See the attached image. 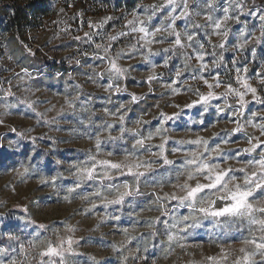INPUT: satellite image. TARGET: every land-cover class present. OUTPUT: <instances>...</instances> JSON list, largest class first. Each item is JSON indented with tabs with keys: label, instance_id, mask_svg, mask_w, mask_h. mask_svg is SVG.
<instances>
[{
	"label": "clouds",
	"instance_id": "1",
	"mask_svg": "<svg viewBox=\"0 0 264 264\" xmlns=\"http://www.w3.org/2000/svg\"><path fill=\"white\" fill-rule=\"evenodd\" d=\"M62 2L63 0H54V6ZM256 2L257 0H228L223 19H217L215 12L218 0H207V3L204 4L201 3V0H153L152 3H145V0H141L145 13L138 14L136 9L125 13L126 30L114 29L111 33L93 31L92 29L96 28L103 29L108 19H116L115 16H105L98 22L90 21L89 30L84 32L83 36H73L69 31L71 27L69 20L72 17L66 15L60 20L62 27L59 32L47 37V46H53L62 38L80 41V47L66 48V54L61 58L68 66L75 65L79 69L78 71H69L67 75L63 71L52 70L50 72L47 66L36 67L38 62L35 59V51L28 48L26 44L23 46V53L14 44L3 45L4 55L0 56V148H3L9 156L4 167L12 165V170L10 172L0 171V183L6 184L9 192L19 195L22 191H28L33 198L39 191V185L43 184L46 185L51 196L49 200L41 203L34 212H29L25 207L24 210L28 212V215L24 218L26 222L20 225L21 230L28 232L33 225L38 227L34 234L30 233L31 238L27 240L22 241L19 236L10 235L8 243L0 245V264H101L105 258L104 253L115 255L118 251L121 253L118 257L121 264H136V262L144 264L143 253L152 247V239L158 235L155 231V222L159 220V216L170 217L172 223L165 222L164 226L165 229L173 231H168L166 240L161 241L162 244H166L163 255L151 259L149 264H162V262L163 264H181L182 261L184 264H210L208 257L220 258L225 253H227V257L223 264H236V261L243 255L240 251L241 248H246L252 254V264H258V261L264 262V251H258L251 244L244 243V241L256 239L257 236L259 239L264 237V231H262L264 224L259 223L264 221V211H262L264 210V196L251 201L248 198L246 205L237 211L221 215L212 214L233 203L230 194L238 190L237 186L241 191H251L250 197H252L258 190L254 188V184L264 182V168H261L258 162L256 165L249 162L237 166L230 163L228 156H224V166L211 162L213 157H219L232 148V145L227 142L212 148L209 147V140L213 136H218L220 131H225L227 125L221 127L218 124H212L208 129L211 135L205 138L200 133H192L188 130L178 132L174 128L165 127L166 122L171 119L166 114L169 119H165L163 116L159 127L146 135L141 132L143 125L148 122L143 116L132 121L131 126L126 120L128 112L132 111V105L143 100L146 96L144 92H131L126 87V81L129 78H139L147 79L150 82L147 86L148 92L153 91L157 85L162 93L171 92L170 97L162 98L157 102V108L162 102L170 100L172 101L171 107L179 108V111L173 113L178 118L184 107L192 108L196 103L201 104L202 112L188 113L183 120L179 121V127L187 129L188 125L203 123V114L208 113L212 107L220 112L239 104V109L234 110L238 121L227 130L233 132L239 127L245 132L250 129L254 139L264 136V131H262L264 122L253 123L256 115L264 116V111L253 113L247 121L239 119L243 116L245 106L250 102L246 99L247 91L238 80V77H243L241 69L237 68L236 73L237 82L243 90L232 88L224 83L222 90L216 91L221 89L224 80L219 75L211 77L213 87H208V90H201L197 87L201 81L203 83L205 81L203 72H212L221 66L227 68L225 53L235 54L236 60L232 62L235 67V64L244 58L248 47L261 43V37H264V14L258 16L259 25L252 32L251 39L244 38L245 32L248 31L246 25L238 36V43L226 47L231 32L229 22H239V16L248 14L250 6L255 5ZM167 6H171V10L164 21L155 30L150 31L151 21L155 14ZM148 9L152 10L151 14L148 13ZM177 9H180L178 14H176ZM59 11L63 12L64 9L61 7ZM230 13L237 15L232 16ZM177 20H185V26L177 29ZM218 20L223 21L222 31L219 34L215 27ZM140 28H143L147 35L135 30ZM192 29H200L209 38H217L216 43L211 45L213 48L210 53L213 57L211 63L204 62L205 55L209 53ZM177 33L182 41L180 45L175 42ZM95 37H99L100 42H97ZM121 37H124L125 43L113 49V44L118 42ZM156 37H162V39L156 40ZM169 37H175V39L169 42ZM4 38L0 36V40ZM17 39L19 38L17 37ZM85 44L90 47L85 49L83 47ZM154 44L157 46L154 47ZM40 50L44 51L43 48ZM162 52H172L173 55L179 53L183 57V67L178 68L174 73L176 80H179L185 71L195 73L191 81L182 82L187 86V91L183 93L187 99L182 105L175 102L181 95V89L174 87L175 81L173 84H160L157 79L159 73L168 70L172 59L171 56H166L163 64H155L152 57L158 56ZM252 55L255 58L254 47ZM84 56L92 57L93 62H83ZM201 56L203 59H198ZM22 57L24 58L23 63L20 62ZM126 57H130V59H126ZM193 60L196 63H193ZM96 61H100V63H96ZM133 62L147 64L149 70L137 76ZM260 72L264 73V60L260 61ZM253 79L257 81L256 89L264 88V84L261 83L264 78L258 75ZM246 80L253 87L251 81ZM61 87L62 91H50L52 88L61 89ZM229 88L244 92L245 101L243 104H241L239 96L229 93ZM90 92L91 94H89ZM124 93H129L131 99L119 103V107L115 111L107 107V105L116 103L113 100L114 94ZM99 97H104L105 106L94 109L95 101ZM134 97L135 99H133ZM201 97L207 99H201ZM220 97L224 98L223 104L219 106L211 104L213 99ZM251 100L264 104V98L257 92L255 95H251ZM162 114H164L163 111L160 112L161 116ZM98 116L102 117L100 121L95 119ZM152 119H156V116H152ZM116 124H119L120 127L113 132ZM12 131H15V137H7V133ZM257 131L259 136L256 135ZM192 136H195V139H191ZM157 138L158 144L156 143ZM170 139H174L177 144V147L170 150L173 157L185 162L179 171L164 167L174 164V159L166 155V151H168L166 144ZM45 140L52 141L51 145L45 147L42 143ZM197 140L201 142L196 143ZM118 141L125 144L130 143L131 150L126 149L125 154L113 162L114 152L105 151L101 145L110 142L115 148L118 146ZM82 144H87L89 147H79ZM186 144L197 145V148L194 151H184L183 146ZM153 147H157L159 150L153 152ZM41 148L44 149L42 160L57 150H67L66 154L71 155L73 149L76 153L85 154L86 158L79 163L68 164L64 172H57L54 176L45 177L41 174L36 178L40 169L32 163L31 154ZM142 149L143 152H141ZM26 152L29 154L26 155ZM194 153L198 154L195 157V164L191 163ZM205 153L208 155L205 156ZM53 159L56 165L65 163L56 155H53ZM261 159H264V151L260 153L259 160ZM104 161L110 163H103ZM113 164L118 167H113ZM204 164L208 167L201 170L200 166ZM130 166L132 167L131 172L129 171ZM82 169H91V176L83 173ZM160 169L163 171H158ZM237 170L243 172L244 176L237 177L234 174ZM229 172L233 174L229 175ZM217 173L222 174V179L219 182H215ZM126 174L132 177L131 182L112 183L117 176ZM246 177L248 178L247 183ZM62 178L72 179L75 183L73 186L65 188L56 183ZM173 180L174 182H172ZM89 181L96 182L94 185H88L92 191L85 189L80 192L79 190L84 188ZM192 182H195L194 186ZM197 185L201 186L200 190L194 196H188V190ZM125 186H128L131 194L125 196L119 204L112 203L111 201L116 199L118 193L126 190ZM165 188L170 191H165ZM204 189H208V191L204 192ZM148 192L163 193V198L157 196L152 202L154 207L148 209V211L158 213L153 222L145 229L149 233L148 237L140 236L138 230H133V234L130 235L129 230L126 229L127 232L124 230V237L119 244H106L107 233L102 229V225L110 219H120L119 215L114 216L108 212L109 206L121 205V209L116 211L122 212L127 197L135 198ZM53 197L55 200L51 202ZM10 199V196L7 198L0 196V217L7 216ZM171 200H176L178 207H187L189 214L179 216L172 213V210L168 208V202ZM218 201L229 203L218 209L216 207ZM98 203L103 204L104 212L94 211ZM73 205H78L83 209L79 212L78 218L76 215H72L76 212ZM247 205H251V208ZM11 207L19 208L21 204L13 203ZM202 208L210 209V211L202 212ZM61 209L70 210L63 218V227L57 226L54 219L48 218L56 216ZM90 212L93 214L88 216L87 213ZM136 215L139 217L140 213H136ZM37 217L44 219H37ZM87 221H95V223L91 227H84ZM205 221L218 236L227 235L240 226L250 229L251 238L244 239L239 247L220 246L216 255H205L201 251L200 258L194 259L193 251L190 249H200L202 246L188 245L185 241L189 236L195 234L189 229L202 228ZM137 236L140 237L137 245L128 247L131 241L137 239ZM170 236L171 240H169ZM96 237L102 239L98 240ZM69 240L71 244L68 243ZM81 241H84L83 245ZM50 247H55L57 253L43 255ZM81 249H88V251L81 252ZM177 250H180L183 255L179 254ZM77 255H83L84 259H75L74 257Z\"/></svg>",
	"mask_w": 264,
	"mask_h": 264
},
{
	"label": "rangeland",
	"instance_id": "2",
	"mask_svg": "<svg viewBox=\"0 0 264 264\" xmlns=\"http://www.w3.org/2000/svg\"><path fill=\"white\" fill-rule=\"evenodd\" d=\"M15 0H0V22H4V18L8 17L9 14V6ZM23 4H27L28 2H34L36 6H43L46 8V11L43 13L45 17H38L36 22L29 26L26 29V34L23 38L19 40V42H15L12 39H9L4 42H0V56L4 55V47L3 45L7 44H14L16 48H19L23 53L24 49L23 46L26 44L28 48L35 51V59L38 62L36 67L40 68L42 66H47L49 71L52 70L56 71H63L65 75L69 71H78L79 69L76 68L75 65L68 66L61 58L66 54V48H78L80 47V41L78 40H64L63 38L57 41L53 46H47V37L51 36L55 32H59L62 25L60 24V20L64 18L66 15L72 17L69 20V24L71 25L69 31L72 32L73 36L80 35L83 36V33L89 30L90 21L98 22L101 18L107 16L112 17L115 16L116 19H108L107 22L104 24L103 29L96 28L92 29L96 32H113L114 29H127L126 22L124 20V14L131 12L133 9H136L138 14H144L145 8L141 5V0H63L61 4L54 6V0H21ZM153 0H145V3H152ZM201 3H207V0H201ZM228 6V0H218V4L216 5V12L215 17L217 19H223L224 9ZM63 8L64 11L60 12L59 8ZM195 7V6H193ZM171 10V6H167L163 8L160 12H157L153 17L150 25V31L155 30L156 27H159L161 23L164 21V18L167 16L168 12ZM202 10V9H201ZM149 14H151V9L147 10ZM180 9H177L176 14H178ZM255 13V15H253ZM264 14V0H257L255 5H251L249 9V13L245 15L239 16V22L232 23L231 21V32L229 34L228 40L226 42V47H231L238 43V36L245 29L247 25L248 31L245 32V39H251L252 32L258 27L259 20L258 16ZM232 16H236V13H230ZM186 24L185 20H177L176 27L177 29L183 28ZM201 42L205 45L206 51L209 54H206L204 57L205 63H211L213 57L210 53L213 51L212 44H215L217 41L216 37H207L200 29H192ZM1 36V35H0ZM39 37V39H37ZM87 39V37H85ZM97 42H100L99 37L94 38ZM131 39V37H129ZM156 40L162 39V37H156ZM175 37H169L168 41L171 42L174 40ZM211 40V43H209ZM22 42V43H21ZM125 43L124 37H121L120 40L113 44V49L119 47ZM157 45L154 44V47ZM166 46V45H165ZM85 49H88L90 45L85 44L83 46ZM253 47L256 50L255 58L252 55ZM41 48L44 49L41 52ZM54 49V50H53ZM48 53V55H45ZM191 55V53H189ZM166 56H171V62L168 65V70H163L161 73L158 74L157 79L159 80L160 84H173L175 81L174 87L181 89V95L176 99V103L182 105L185 100L187 99L183 93L187 91V86L183 85L182 82L185 80L191 81L192 77L195 73L185 71L183 75L176 80L175 78V71L183 67V57L177 53L173 55L172 52L168 53H161L158 56L152 57V61L155 64L161 65L164 62ZM51 57V59H50ZM126 59H130V57H126ZM225 60L227 61V68L221 66V68L215 69L212 72H203V79L208 80L209 83H212L211 77L214 76H221L224 78L221 84V89H217L216 91L222 90L223 84L227 83L232 88H241V85L237 82V73L236 69H241V75L249 79L253 85L256 87L257 81L253 79L256 76H260L264 78V73L260 72V61L264 60V37H261V43L259 45H252L247 48L244 53V58L240 59L233 67V61L236 60V56L232 52L225 53ZM21 63L24 62V58L22 57ZM43 62H47L48 64H44ZM83 62L85 63H92V57L84 56ZM96 63H100V61H96ZM193 63H196L193 60ZM133 67L136 69L137 76L140 73H146L149 70V65L144 63L133 62ZM244 69H247L245 72ZM19 70V69H17ZM199 72V70H197ZM105 83L107 81H104ZM150 82L147 79L141 80L139 78L132 79L129 78L126 81V87L130 89L131 92H144L146 96L143 100L134 103L132 105V111L128 112L126 120L131 126V122L134 120L139 119L140 117H144L148 122L143 125L141 129L142 134H147L149 132H154L157 127H159L160 123L163 121V116L160 115V112L163 111L164 114L169 115L171 119H169L165 127L167 128H174L178 132H183L188 130L192 133H200L205 138L210 136V132L208 129L211 127L212 124H218L221 127H224L225 124L227 128L235 125L238 121V117L234 114L235 109H239L240 105L236 104L230 106L225 111L217 112L215 107L209 109L208 113L203 114V123L200 124H192L188 125L187 129L183 127H179V121L183 120L188 113H200L202 112V106L200 103H196L192 106V108L184 107L183 112L181 113L180 117L173 115L174 112L179 111V108H173L170 106L172 101L166 100L162 102L160 107L157 108V102L161 101L162 98H167L171 96L170 91L161 92L159 85H157L153 91L148 92L147 86ZM198 88L201 90H208V86L201 81L198 85ZM241 90H243L241 88ZM50 91H62L61 89L52 88ZM91 94V92L89 93ZM257 94L264 98V88H257ZM131 96L129 93L124 94H114L113 100L116 102L114 104L107 105V107L111 108L113 111L119 107V103L125 102L130 100ZM246 99L250 102L245 106L244 113L241 118V121H247L250 117H252L253 113H259L264 111V104L257 103L254 100H251V94L248 93L246 95ZM55 103V101H53ZM224 98H216L211 101L212 105L219 106L223 104ZM104 97H99L96 99L94 104V109H99L104 107ZM152 116H156V119H152ZM97 121H100L102 117H96ZM264 122V116L256 115L253 119V123L259 124ZM120 125H114L113 132L119 129ZM220 131L218 136H213L209 140V147H215L219 144H223L227 142L228 144L232 145L230 151L224 152L219 157H213L212 163H220L224 166V156H228L230 163H234L235 165L239 166L241 164H248L249 162L252 165H256V163L260 159V153L264 151V136H259V132H256V135L259 136L261 141L259 147L253 152L244 151V149L249 147V139H252L251 130L249 129L248 132L243 130L238 132H229L228 130ZM67 130V128H65ZM219 131V129H216ZM15 131L7 133V137L13 138L15 137ZM191 139H195V136L190 137ZM255 142V141H254ZM30 143V142H27ZM45 147L51 145L52 141L45 140L42 141ZM156 143H159L157 138ZM117 147H113V145L109 143H103L101 145L105 151H113L114 152V161L118 160L125 154V150H131V144H125L123 142H117ZM79 147H89L87 144H82ZM177 147V144L174 139L168 140L166 144V155L169 158L174 159V164L170 166H164L165 168L175 169L176 171L181 170V166L184 165V160L178 159L173 157L172 152L170 151L172 148ZM197 145L194 144H186L183 146V150H195ZM157 147H153L152 151H158ZM44 149L41 148L37 150L32 155V163L40 169V172L37 173V177L39 175H44L45 177L54 176L57 172H64L65 168L68 164L71 163H79L80 161L86 158L85 154L83 153H76L75 149L72 150L71 155H67V150H57L53 154L44 157L43 160L41 159L43 156ZM143 152V149L141 150ZM29 153L26 152V155ZM53 155H56L57 158L64 160V164L56 165L53 159ZM139 155V153H137ZM205 156L208 153L204 154ZM9 156L8 153L3 149L0 148V171H7L10 172L12 170V165H8L7 168L4 167V164L8 161ZM162 163V161H159ZM18 166V165H17ZM158 171H163L160 169ZM232 172H229V175H232ZM237 177H243L244 173L237 170L234 173ZM151 175V174H149ZM132 177L130 175L124 176H117L112 183L118 184L123 181L131 182ZM174 182V180L172 181ZM56 183L63 185L65 188L69 186H73L75 181L68 178H62L57 180ZM96 182L89 181L88 184L84 186V188L80 189V192H83L85 189L87 191H92V188L88 185H94ZM193 186L195 182H192ZM165 191H170V189L165 188ZM208 189H204V192H207ZM0 196H4L5 198L11 197L9 200V211L7 216L0 217V245H5L8 243V237L10 235L19 236L21 240L30 239V233L34 234L37 225H33L28 232H24L21 230L20 225L25 223V219L28 215L24 209L25 207L28 208L29 212H34L35 209L39 208L40 204L46 200H49L51 193L47 190L46 185H39V191L36 192L35 197H31V194L28 191H22L19 195L15 192H9L8 187L6 184L0 183ZM157 196L163 198L162 192H148L145 195L138 196V197H127L125 199V204L123 205V211L117 212V209H121V205H111L108 208V212L112 215H119L120 219H110L106 221L102 225V229L107 233V239L105 240L106 244L117 243L123 239L124 237V230H129V234H133V230H138L140 236L145 238L148 237L149 233L145 231L147 226L151 224L154 218L158 215L155 211H148L150 207H154L153 201L156 199ZM264 196V189H258L252 197H249V200L258 199ZM55 198H52L51 202H54ZM19 203L21 207L13 208L11 204ZM229 202L227 201H218L216 207L219 209L221 207L227 206ZM73 208H76V212L72 213V215H76L78 218V214L83 209L78 205H73ZM168 208L172 210V213H175L179 216H184L189 214V209L187 207H178V202L176 200H171L168 202ZM68 211L61 209L56 216H50L49 219H54L57 226L63 227L64 216L68 214ZM95 212H104L103 204L98 203L96 208L94 209ZM136 213H140L138 217ZM93 213H87L88 216H91ZM20 218V219H17ZM37 219H44L43 217H37ZM165 222L168 224L172 223V220L169 216H159V220L155 222V231L158 233L152 239V247L148 249V251L144 252L143 255L145 256L144 264H149L151 259H155L163 255L164 249L166 244H162V240H166V233L168 231H173L172 229H165ZM95 221H87L84 224V227H91ZM190 232H194V235H191L187 238L185 243L188 245H201L202 248L200 249H190L193 251V258L199 259V253L202 251L205 255H216L219 252L220 246L227 247L228 245H234L239 247L244 239L251 238L250 229L248 227H240L237 226V229H234L231 233L227 235H216L215 231L211 228L207 221L204 222V226L198 229H189ZM43 235V233H42ZM96 239H102L100 237H96ZM140 239L137 236L136 240L131 241L128 247H135L137 245V241ZM257 242H259V237H256ZM81 244H84V241H81ZM174 246V245H173ZM88 251V249H81V252ZM179 254L183 255L180 250H177ZM104 260L101 264H121V261L118 259L121 253L118 251L115 255L110 253H104ZM75 259H84L83 255H77L74 257ZM172 258L170 257V260ZM187 259V258H185ZM138 264V262H136ZM163 264V262H162ZM181 264H184L182 261ZM258 264H264V262L258 261Z\"/></svg>",
	"mask_w": 264,
	"mask_h": 264
},
{
	"label": "snow or ice",
	"instance_id": "3",
	"mask_svg": "<svg viewBox=\"0 0 264 264\" xmlns=\"http://www.w3.org/2000/svg\"><path fill=\"white\" fill-rule=\"evenodd\" d=\"M222 24H223V21H219V20L215 24V27L217 29V33L218 34H219L220 31H222ZM135 30H138V31H140L142 33H145V30L143 28L135 29ZM145 35H147V33H145ZM175 42H176L177 45H180L182 43L178 33L176 34ZM240 46L243 47V45H240ZM198 59H203V57L202 56L198 57ZM244 71L246 72L247 69H244ZM238 80L242 84L243 88L247 91V93H250L251 95H255L256 94L257 89L255 87H251L248 84V81L245 78L238 77ZM204 83L209 88L213 87V85L211 83H209L207 80H205ZM261 83L264 84V80H261ZM228 91H229V93H235L237 96H239L241 104L244 103V101H245L244 92H238V91H236L235 89H232V88H229ZM133 99H135V97ZM201 99H207V98L206 97H201ZM162 116H164L165 119H169V117H167L165 114H162ZM121 120H123V117H121ZM238 131H241L239 127L233 130V132H238ZM262 131H264V128H262ZM200 142H201L200 140L196 141V143H200ZM248 143H249V147L244 149V151L253 152V151H255L257 149V147H259L261 141H260L259 138H255V139L252 138V139H249ZM197 155L198 154H196V153L193 154L194 158L191 161V163H193V164L196 163L195 157ZM103 163H110V162L104 161ZM258 165L261 168H264V159L259 160L258 161ZM112 166L113 167H118V165H115V164H113ZM137 167H139V165H137ZM200 167H201V170H202L204 168H207L208 166L206 164H204V165H201ZM129 171L130 172L132 171V167L131 166L129 167ZM82 172L86 173L88 176H91V174H92V170L91 169H82ZM221 179H222V174L217 173L216 177H215V182H219ZM245 179H246V183H247L248 182V178L246 177ZM200 187H201L200 185H197L196 187L190 188L188 190V192H187V195L190 196V197L194 196L200 190ZM237 188H238L237 191H235V192L230 194V199L233 201V203H231L229 206L221 209L218 212H213L212 213L213 215H221L223 213H231V212H234V211H237V210L241 209L242 207H244L246 205V201L248 200V198L252 194L251 191H241V190H239V186H237ZM254 188H256V189H264V182L255 183L254 184ZM125 189H126L125 191L118 193L116 199L114 201H111V202L119 204V203H121L123 201L125 196H128V195L131 194V191H130V189H128V186H125ZM247 207L251 208V205H247ZM201 211L202 212H207V211H210V209L202 208ZM262 211H264V210H262ZM259 223L264 224V221L259 222ZM262 231H264V229H262ZM125 232H127L126 229H125ZM171 239H172V237L170 236L169 240H171ZM68 243L71 244V241L69 240ZM244 243L245 244H251L254 247V249H256L258 251H264V237H261L259 239V242H257L256 239H252V240L244 241ZM240 251H241V253L243 255L236 261V264H252V261H251V255L252 254H250L247 251L246 248H241ZM56 253H57V249L55 247H50L45 253H43V255H50V254H56ZM226 257H227V253H225L220 258L208 257V260L210 261V264H223V261L226 259Z\"/></svg>",
	"mask_w": 264,
	"mask_h": 264
},
{
	"label": "trees",
	"instance_id": "4",
	"mask_svg": "<svg viewBox=\"0 0 264 264\" xmlns=\"http://www.w3.org/2000/svg\"><path fill=\"white\" fill-rule=\"evenodd\" d=\"M9 7L8 17L4 18L3 23L0 22V35L5 37L0 42L9 39L19 42L25 36L26 29L33 25L38 17H45L43 13L46 11V8L36 6L34 2L23 4L21 0H15ZM43 63L48 64L47 62Z\"/></svg>",
	"mask_w": 264,
	"mask_h": 264
}]
</instances>
